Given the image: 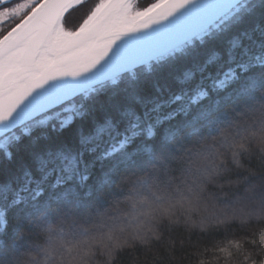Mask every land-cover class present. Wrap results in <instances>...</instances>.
Segmentation results:
<instances>
[{"label":"snow or ice","instance_id":"obj_1","mask_svg":"<svg viewBox=\"0 0 264 264\" xmlns=\"http://www.w3.org/2000/svg\"><path fill=\"white\" fill-rule=\"evenodd\" d=\"M0 264H264V0H0Z\"/></svg>","mask_w":264,"mask_h":264}]
</instances>
